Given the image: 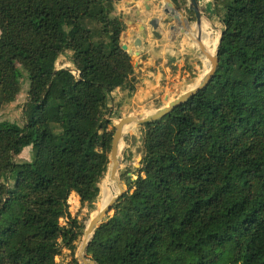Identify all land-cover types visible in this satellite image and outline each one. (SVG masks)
I'll use <instances>...</instances> for the list:
<instances>
[{
    "label": "trees",
    "instance_id": "trees-1",
    "mask_svg": "<svg viewBox=\"0 0 264 264\" xmlns=\"http://www.w3.org/2000/svg\"><path fill=\"white\" fill-rule=\"evenodd\" d=\"M119 1L0 0V109L29 78L23 125L0 120V264H57L85 228L68 198L96 201L113 135L108 94L136 82ZM172 1L194 20L187 0ZM214 1L215 72L143 124L137 176L86 248L98 264H264V0ZM66 52L76 75L56 67ZM26 146L31 160L16 161Z\"/></svg>",
    "mask_w": 264,
    "mask_h": 264
},
{
    "label": "rangeland",
    "instance_id": "rangeland-1",
    "mask_svg": "<svg viewBox=\"0 0 264 264\" xmlns=\"http://www.w3.org/2000/svg\"><path fill=\"white\" fill-rule=\"evenodd\" d=\"M160 1L162 4L165 3V0H160ZM186 6L188 7V0ZM178 10L183 15H186L187 13L185 8ZM216 32L220 34V28L218 27L214 28L212 33L215 34ZM206 34H203V37ZM207 45L210 49V52L215 53L216 48L213 49V45H211L210 40L207 42ZM147 54L148 53H145V55L143 56L144 60L147 59L148 57ZM192 56L195 58L196 63L199 66L196 67L195 74L194 75L191 74V77L194 76V80H195L196 78H198V75H200V70L202 69L203 55L200 52H198L194 47ZM131 59L134 60V57L131 56ZM178 59L179 58H177L176 56H172V57L166 56L164 59L157 57L156 68L154 67L152 70L145 69L144 70L145 73L143 72L139 73L137 69L138 64L135 61L131 62V65L133 67L131 71L136 80V82L134 83V89L132 90L128 84H124V86L119 87L118 90L116 89L117 87L112 89L108 94L107 105H108L109 113L107 114L106 117L110 119L111 122L110 125L108 126V130H112V132L114 133L115 131L114 124L116 123V121L121 117L134 115V109L138 110V112L140 113L145 110L157 111L161 109V107H164L169 102H171L176 96L182 94L181 92L189 88L188 87L189 84H187L189 81V77H182L184 73L180 72ZM204 64H205L204 69L207 70L206 72H204L205 75L208 72V66L206 61H204ZM14 66L19 67L20 61L14 60ZM56 67L70 68L71 70H75V66L71 61V53L66 52L65 54H63L57 60ZM22 71L23 74L26 75L27 72L24 69ZM28 86H29V78L24 76L22 79L21 90L19 94L16 96V99L13 102L5 104L0 109V120H4V119L10 120L16 123L20 127L23 125L22 111L24 108L26 109L29 108L28 106L29 104L27 103ZM126 103H128L127 106H125ZM142 131H143L142 125L132 123L128 127H126L123 134L124 143L118 153V176L121 185L125 191L127 190V186L125 184L126 178L127 177H131L132 179L136 178L138 173V168L140 167L141 159L138 161V158L139 157L141 158L142 153L136 152V147L139 144L138 138L139 135L142 134ZM108 157H109V152H108ZM31 158H32V150L30 146H26L19 151H15L16 161H29L31 160ZM120 170H123L121 174H120ZM108 180H109V176L107 170L106 174H104V177L101 179L99 183V188H100L99 195L96 201L93 202L92 205H88V204L81 205L78 196L74 193H71L68 198L70 216L77 217V219L80 220L86 226L89 219L93 216V213L97 212L98 199H100L101 193L106 190V187L108 185ZM104 182L105 184L103 185ZM11 184H13V179L11 180ZM112 214H113V210H110L107 216H110ZM104 220H106V218ZM60 223L62 225H67V218H61ZM84 229L82 230V233L74 241V249H73L74 252H72L69 248L62 246L61 253L55 257V261L57 262V264H72V260L74 258H76V260L80 264H82V262L78 258V253L81 248V244H83V242L86 239V237L85 239H83ZM84 253L86 254V251Z\"/></svg>",
    "mask_w": 264,
    "mask_h": 264
},
{
    "label": "crops",
    "instance_id": "crops-1",
    "mask_svg": "<svg viewBox=\"0 0 264 264\" xmlns=\"http://www.w3.org/2000/svg\"><path fill=\"white\" fill-rule=\"evenodd\" d=\"M160 4V0H120L116 5L115 12V15L122 22V30L118 36V42L120 46L121 44H127L128 47L131 46V48H128L127 53L134 57L133 62L135 61L138 64L139 73H145V69L152 70L154 67L156 68L157 57L164 59L166 56H176L179 58V69L180 72L184 73L182 77H189L187 83L189 88L183 91L185 92L192 87L191 85H196L204 77V74L202 76L198 75L195 80L194 76L191 77V74H195L198 66L192 56L193 49L194 47L196 49L197 45L187 34L171 29L173 26L178 28L186 27L187 24L183 21L176 24L172 16L168 14L163 16V4L162 7L159 6ZM199 5L202 12L201 30L205 28V30H202L203 34L212 33L216 27L220 28L221 31L222 22L216 12L217 3L214 0H200ZM154 19L157 20L156 24L152 22ZM167 20H170V25L166 24ZM189 24V28L192 31L194 29L197 30L195 18L193 21H189ZM204 24H207V26ZM143 27L144 29L147 27L145 30L146 38L142 39V46L135 47L133 43L135 39L141 36ZM154 31H157L160 36L154 35ZM171 33H174V38ZM145 53H148L146 60L143 57ZM202 59L203 65L200 73L205 67L204 61L207 63L208 70L210 68V60L204 55ZM116 89L118 90L119 87Z\"/></svg>",
    "mask_w": 264,
    "mask_h": 264
},
{
    "label": "water",
    "instance_id": "water-1",
    "mask_svg": "<svg viewBox=\"0 0 264 264\" xmlns=\"http://www.w3.org/2000/svg\"><path fill=\"white\" fill-rule=\"evenodd\" d=\"M159 6L162 7V3ZM162 9H163V13H164L163 16H165V14H168V15L172 16L174 18L176 24L180 23L181 21L186 22V24H187L186 27H181V28H178L177 26L171 27V29L173 31L175 30L176 32L179 31L181 33L187 34L190 38H192L194 40V37L187 31V29H189V27H190L188 18L185 17L176 8V6L173 4V2L171 0H165V3L163 4V8ZM188 9L192 10L193 13H194L195 26H196V29H197L196 40L198 41V43L200 44V46L202 48L201 53L204 54L205 56L209 57L210 55L207 53L208 51L206 49V46L202 42V32H201L202 12H201L198 0H188ZM152 22H153V24L154 23L156 24L157 20L154 19ZM166 24L170 25L171 24L170 20H167ZM146 28L147 27H145V29H144V27H143L141 29V36L139 38L135 39V41L133 43V45L135 47L142 46V39L146 38V33H145ZM222 33H223V28L220 31L218 42L220 40V37H221ZM154 35L160 36V34L157 31H154ZM171 36L174 38V33H171ZM121 48L125 52H128V48H131V46L128 47L127 44H121ZM209 59H210V62H211L210 70H208V73L204 75V77L200 80V82H198L196 85L192 86L189 90H187V91L183 92L182 94L176 96L167 106L161 107V109H159L157 111H154L151 115H148V116H145V117H141L140 115H139L140 117L137 116V114H139L140 112H138V110L134 109V115L121 117L114 124L115 131H114V133L112 135V140H111V145H110V152L112 153V156H111V158L109 160V166H110L109 173H110V178L114 182H116V184H117L118 192L115 195H113L111 198H109V200L104 205V207L102 209H100L99 211H97L89 219L87 225L85 226V229H84V232H83V239H85V237L88 236V235H90V238L88 240H86L85 244L83 245V248H84L83 253H81V254L78 253V258L80 259L82 264H98L94 260L86 257V254L84 252L86 251V248H87L90 240L94 236L95 231L98 228V226L104 221V219L106 218V216L108 215V213L112 209V206L115 204V202L125 192V190L123 189V187H122V185H121V183L119 181L118 174H117V165H116L117 164V157H116V153H115V148H116L117 141L123 136L126 127H128L130 124L136 123V124H140V125L143 126V124H145L147 122H151V121L157 120V119L163 117L169 111H171L174 107H176V106L182 104L183 102H185L186 100H188L199 89L203 88L208 83V81L212 77V75L215 72V69L217 67V64H218V50H217V47H216V51H215L214 55L210 56ZM142 141H143V135L140 134L139 138H138L139 144L136 147V152H138V153H142V149H143L142 148ZM140 159L141 158L139 157L138 161ZM106 172H107V170H106ZM106 172H105V174H106ZM122 172H123V170H120V174Z\"/></svg>",
    "mask_w": 264,
    "mask_h": 264
},
{
    "label": "bare ground",
    "instance_id": "bare-ground-1",
    "mask_svg": "<svg viewBox=\"0 0 264 264\" xmlns=\"http://www.w3.org/2000/svg\"><path fill=\"white\" fill-rule=\"evenodd\" d=\"M207 26V25H206ZM204 30H205V28H203ZM187 31L194 37V39L196 40V33H197V30H194V32L192 33V31H190V29H187ZM201 32H202V30H201ZM218 39H219V33L218 32H216L215 34H213V33H210V32H208L205 36H204V38H203V44L206 46V49H207V53L210 55V56H213L214 55V53L213 52H210V49H209V47H208V45H207V42L210 40V42H211V45H213V49H215L216 47H217V44H218ZM196 42H197V44H198V46H199V48H200V50H202V48H201V46H200V44L198 43V41L196 40ZM207 54V55H208ZM204 55V54H203ZM208 55V56H209ZM205 56V55H204ZM209 56V57H210ZM207 57V56H206ZM209 57H207L208 59H209ZM210 60V59H209ZM210 67H211V62H210ZM209 70H210V68H209ZM207 70H202L201 71V73H200V76H202L203 74H204V72H206ZM208 73V72H207ZM166 83V82H165ZM195 84H193V85H191V86H194ZM168 102V101H167ZM170 103V102H169ZM168 103V104H169ZM167 104V105H168ZM167 105H165V106H167ZM157 110V109H156ZM152 112H154V110H145V111H143V112H141L139 115L141 116V117H145V116H148V115H151L152 114ZM139 115H137V116H139ZM139 116V117H140ZM123 137H124V135L117 141V144H116V148H115V153H116V157H117V174H118V153H119V150L122 148V146H123V143H124V140H123ZM111 156H112V153L109 151V157H108V164H107V168H106V170H108V176H109V180H108V185H107V187H106V190L104 191V192H102L101 193V195H100V199H98V207H97V211H99L100 209H102L103 207H104V205L107 203V201L109 200V198H111L113 195H115L117 192H118V187H117V184H116V182H114L111 178H110V173H109V168H110V166H109V160H110V158H111ZM119 164H120V162H119ZM118 178H119V176H118ZM119 181H120V179H119ZM121 183V182H120ZM105 184V182L103 183V185ZM103 185H102V188H103ZM78 201V200H77ZM96 212H94L93 213V215L95 214ZM90 238V235H88V236H86V239H85V241L86 240H88ZM85 241L83 242V244L81 245V248H80V250H79V254H81V253H83V251H84V248H83V245L85 244Z\"/></svg>",
    "mask_w": 264,
    "mask_h": 264
},
{
    "label": "flooded vegetation",
    "instance_id": "flooded-vegetation-1",
    "mask_svg": "<svg viewBox=\"0 0 264 264\" xmlns=\"http://www.w3.org/2000/svg\"><path fill=\"white\" fill-rule=\"evenodd\" d=\"M189 29H190V31H192L191 28H189ZM194 30H195V29H194ZM193 32H194V31H192V33H193ZM203 38H204V37H203V34H202V41H203ZM193 41H194V42L196 43V45H197V46H196V50H197L198 52L201 53V50H200V48H199V46H198L196 40L194 39ZM205 70H206V69H205Z\"/></svg>",
    "mask_w": 264,
    "mask_h": 264
},
{
    "label": "built area",
    "instance_id": "built-area-1",
    "mask_svg": "<svg viewBox=\"0 0 264 264\" xmlns=\"http://www.w3.org/2000/svg\"><path fill=\"white\" fill-rule=\"evenodd\" d=\"M72 72L76 75L77 74V71L76 70H72Z\"/></svg>",
    "mask_w": 264,
    "mask_h": 264
}]
</instances>
